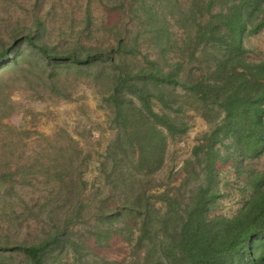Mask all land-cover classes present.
<instances>
[{
  "label": "trees",
  "instance_id": "1",
  "mask_svg": "<svg viewBox=\"0 0 264 264\" xmlns=\"http://www.w3.org/2000/svg\"><path fill=\"white\" fill-rule=\"evenodd\" d=\"M116 9L102 38L87 14L62 44L41 18L0 24V85L6 68L71 100L82 81L116 131L100 163L102 193L84 178L90 153L66 129L5 126L0 264H88L114 238L130 253L119 264H264V171H247L251 195L234 215L216 213L218 165L242 173L264 155V59L245 46L264 31V0H121ZM193 116L209 129L175 183L169 145ZM39 185L43 195L29 201L18 190ZM34 225L32 240H18Z\"/></svg>",
  "mask_w": 264,
  "mask_h": 264
},
{
  "label": "rangeland",
  "instance_id": "2",
  "mask_svg": "<svg viewBox=\"0 0 264 264\" xmlns=\"http://www.w3.org/2000/svg\"><path fill=\"white\" fill-rule=\"evenodd\" d=\"M121 0H0V24H16L17 22L32 25L36 18H41L49 29V38L54 44H62L71 37L70 26L76 31L83 25L82 19L88 14L91 17L92 29L95 35L102 38L116 22H119V6ZM73 21V23H72ZM128 23V21H127ZM130 27V23H128ZM62 33V34H61ZM66 33V34H63ZM61 34V35H60ZM248 49L247 56L253 60L264 59V31L245 40ZM3 81L0 85V138L2 143L9 141V133L5 126L13 128L34 129L41 133L53 134L59 129H66L80 146L88 153L89 168L84 176L89 184L100 188L102 193L108 192L104 188L103 176L100 174V163L104 160L116 131L110 126L107 111L102 107L101 97L94 89L77 82L72 87L71 100L55 96L42 87L31 89L28 79L32 74L20 76L10 73L6 68L1 72ZM19 77V78H17ZM72 78V77H71ZM8 103L12 108H8ZM190 130L186 136L173 141L169 145L168 159L174 167V181L179 183L182 178L183 161L190 157L197 140L208 131V125L199 116H193ZM89 134L82 136L79 133ZM1 140V139H0ZM0 150H3L0 147ZM32 150V149H30ZM246 170L238 173L232 163L218 165L219 190L222 198L216 213L226 217L234 215L251 195L248 185V170L264 171V155L256 161L247 162ZM20 194L27 199L39 198L43 195L44 186L38 189L26 187L18 188ZM24 227L18 240H32L36 235V228ZM128 245L114 238L108 248L95 249L85 259L88 264H119L129 256ZM158 254L153 257L158 259ZM71 255L64 256L65 263L71 262ZM16 263H22L17 259ZM163 264V263H161Z\"/></svg>",
  "mask_w": 264,
  "mask_h": 264
}]
</instances>
